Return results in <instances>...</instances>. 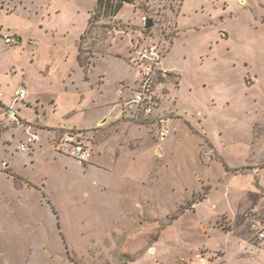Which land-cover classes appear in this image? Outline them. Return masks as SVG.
<instances>
[{
	"label": "rangeland",
	"instance_id": "1",
	"mask_svg": "<svg viewBox=\"0 0 264 264\" xmlns=\"http://www.w3.org/2000/svg\"><path fill=\"white\" fill-rule=\"evenodd\" d=\"M95 2H55L52 24L64 28L52 47L37 24L43 0H0V105L27 94L16 106L21 126L0 114V264H264L245 243L264 227V0H131L116 19L95 6L79 48L83 75L98 65L111 101L120 81L136 80L129 48L157 39L158 106L142 123L118 107L93 130L90 164H79L43 127H84L105 109L76 64ZM166 118L171 137L159 143ZM28 128L41 142L18 152ZM104 148L113 167L91 169Z\"/></svg>",
	"mask_w": 264,
	"mask_h": 264
},
{
	"label": "built area",
	"instance_id": "2",
	"mask_svg": "<svg viewBox=\"0 0 264 264\" xmlns=\"http://www.w3.org/2000/svg\"><path fill=\"white\" fill-rule=\"evenodd\" d=\"M150 42H143L139 38L138 45L134 47V51L129 55V63L135 66L138 70V81L134 95L124 101L123 112L133 123H142L152 121L156 110V95L154 92L155 85L158 81L160 69L158 68L159 56L163 53V48L157 39L147 37ZM5 45L11 46V37L5 35L3 37ZM27 94L23 90H17L11 96V102L8 105H0V110L4 114L7 121L15 127L22 125L18 118L16 106L24 105V100ZM1 102V93H0ZM171 119H160L156 123L155 139L159 143H164L171 137ZM93 135L88 130L62 129L59 137L54 142L55 150L66 157L78 162L86 164L92 157L91 142ZM41 142L40 136L31 132V129L26 130L25 138L20 141L17 146V151L25 153L28 149ZM264 238L262 232L257 234V240L261 241Z\"/></svg>",
	"mask_w": 264,
	"mask_h": 264
},
{
	"label": "crops",
	"instance_id": "3",
	"mask_svg": "<svg viewBox=\"0 0 264 264\" xmlns=\"http://www.w3.org/2000/svg\"><path fill=\"white\" fill-rule=\"evenodd\" d=\"M43 1H44V4L42 6H44V7L41 8V9L44 10V12H46V17H43L42 15L44 13H41L39 15L40 16V20H39L40 22L38 21L37 24L39 26V31H41L44 35H49V34L51 35V38H52V41H51L52 42V47H54L56 45V43H55L56 42L55 37L57 36L58 31H60V30H62V28H64V27L57 26V25L54 26L52 24V21L55 23V21L53 19H55L58 16V14H59V5L55 3L57 0H43ZM95 6H96V2L94 4V6H93V9L87 11V15L85 16V23H84V25L82 27L83 29L79 33L80 35H79L78 40H77L76 64L78 65L79 70L82 72V80H83L82 82H84L85 84H87L91 89L94 88V90L96 92H98V97H97L99 99V103L98 104H101V106L102 105L105 106V109L102 112H100L97 117L94 118V121H93L92 124L85 125L84 127L81 126V127L78 128V127H75L74 125L73 126H67L66 127V125H64L63 123H61L60 125H56L55 127L51 126L50 128H47V127L44 128L43 127V129L45 131L47 130L46 132L49 133L50 135H52V137H54V138H56L59 135L57 133H60V131L62 129H76V130H88V131H90L92 133L93 139H96V134L94 135L95 131L93 132V130L94 129H98V131H100L101 128L103 127L101 125L102 121L103 120H106V119L107 120L108 119H111V117L113 116L111 114H114L113 112L118 107H119V115L128 117L123 112L122 108H123L124 101H126L129 98H131L134 95L135 91H136L137 81H138V70H137V68L135 66L129 64L130 66L135 67V69L137 70V74H136L137 77H136L135 82L134 81L133 82L132 81H126V80H124L125 82L124 81H120V87H119L120 91L118 90L117 91L118 92L117 97L115 96V99H112L110 101L108 97L106 99L104 97V91H105L104 90L105 89L104 71L102 69H100V67H99V70H98V65H97L93 69L91 68V70H89L88 76H84L83 75V71L81 70L83 68L79 64V52H80L79 51V48L81 46L80 45L81 38L86 33V29H87V26H88V23H89V19L91 18V14L94 11ZM114 18L115 19L117 18L116 15L114 16ZM0 32H1V30H0ZM13 33H14V37L17 39L16 40V44H21L22 45L23 40L21 39L20 33L17 32L16 30H14ZM6 35L10 36L9 34H6ZM132 45H133V43H132ZM134 50H135L134 49V46L132 48H129V55ZM121 61H123V60H121ZM93 70H95L94 72H96V74H97V79H95L94 81H92L91 80V77H90V73L93 72ZM68 77H69V80H70L69 81L70 84L71 85H76L75 81L72 78V75L69 74ZM65 89H68V88L65 87ZM49 102H50L51 105H53V104L55 105L56 99L55 98L54 99L50 98ZM25 103H26V99L24 100V104ZM108 106H109V109H108ZM111 106H113L112 109H110ZM157 106H158V100H157V96H156V109H157ZM98 108H99V105H98ZM171 132H172V130H171ZM102 138H103L102 135H99L98 136V139L101 140ZM249 138H250V136H249ZM249 138L247 140V146L244 147V149L247 150V155L245 157V162H246V159L248 158V153H249L248 148H247L249 146V144H250ZM53 144H54V142H52V145ZM102 144L105 145V142L102 141L101 145ZM105 148H104L103 153L98 154V156H97L98 162H97V164L95 163V165L90 166L91 169H93V168H95L97 170L103 169L102 170L103 172H107L108 170L105 167H110V165L113 167V163L112 164H109L110 154L108 153V151ZM263 148H262V150H259L258 151V156H256L257 157V161H264V149ZM91 149H92V155H93V153H95L94 140L91 142ZM216 151H217V149H216ZM217 153L219 154L218 151H217ZM254 158H255V156H254ZM254 158H252V159H254ZM245 162H243L241 164H245ZM88 164H90V160H89ZM107 174H110V173H107ZM238 191H241V190H238ZM243 191L246 192V190H243ZM256 192H259V191H256ZM242 195H244V194L242 193ZM260 232H262L264 234V227L258 233H260ZM249 241L246 240L245 243L248 244V246H250V251L255 256H260L261 255L260 257H263L264 258V238L261 241H259V240H256L255 241L254 240L252 242V240H250V239H249Z\"/></svg>",
	"mask_w": 264,
	"mask_h": 264
},
{
	"label": "trees",
	"instance_id": "4",
	"mask_svg": "<svg viewBox=\"0 0 264 264\" xmlns=\"http://www.w3.org/2000/svg\"><path fill=\"white\" fill-rule=\"evenodd\" d=\"M130 1L131 0H97L96 1V7H104L105 14H106V10H110V12H108V13H110V15H112V16H115L119 12L123 3H129ZM114 2H115V4L112 6V3H114ZM108 13H107V15H108ZM159 75H161V74L159 73ZM159 78L160 77L158 76V80H159Z\"/></svg>",
	"mask_w": 264,
	"mask_h": 264
},
{
	"label": "water",
	"instance_id": "5",
	"mask_svg": "<svg viewBox=\"0 0 264 264\" xmlns=\"http://www.w3.org/2000/svg\"><path fill=\"white\" fill-rule=\"evenodd\" d=\"M152 27H153V22L148 18L144 19V29L148 30ZM104 122H105V120H103L101 124H103Z\"/></svg>",
	"mask_w": 264,
	"mask_h": 264
},
{
	"label": "flooded vegetation",
	"instance_id": "6",
	"mask_svg": "<svg viewBox=\"0 0 264 264\" xmlns=\"http://www.w3.org/2000/svg\"><path fill=\"white\" fill-rule=\"evenodd\" d=\"M1 111V110H0ZM0 114H2V111H1V113Z\"/></svg>",
	"mask_w": 264,
	"mask_h": 264
}]
</instances>
